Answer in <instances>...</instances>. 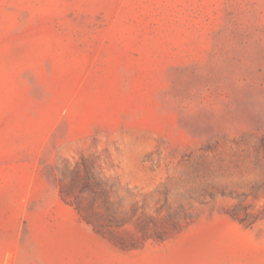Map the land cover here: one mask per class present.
Here are the masks:
<instances>
[{
  "label": "rangeland",
  "instance_id": "374dc122",
  "mask_svg": "<svg viewBox=\"0 0 264 264\" xmlns=\"http://www.w3.org/2000/svg\"><path fill=\"white\" fill-rule=\"evenodd\" d=\"M0 264H264V0H0Z\"/></svg>",
  "mask_w": 264,
  "mask_h": 264
}]
</instances>
